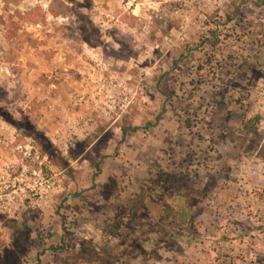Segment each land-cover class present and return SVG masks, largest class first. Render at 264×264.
I'll list each match as a JSON object with an SVG mask.
<instances>
[{
	"label": "rangeland",
	"instance_id": "obj_1",
	"mask_svg": "<svg viewBox=\"0 0 264 264\" xmlns=\"http://www.w3.org/2000/svg\"><path fill=\"white\" fill-rule=\"evenodd\" d=\"M61 1L67 9L57 0H0V121L20 137L15 143L30 141L46 158L44 172L58 185L23 210L35 214L16 232L5 222L17 220L0 213V264H169L154 250L137 254V219L148 218L153 197L173 219L183 202L176 193L200 204L205 236L215 231L217 205L253 192L262 201L263 134L257 129V143L243 134L260 118L253 95L264 75V0H144L134 13L120 0ZM34 7L44 18L20 22L7 40L9 17ZM19 122L52 151L41 152ZM1 150L20 155L10 143ZM93 217L107 235L136 226L133 254H76L73 233ZM149 223L140 224L142 242ZM229 240L211 241L222 247L212 246L218 255L206 264L235 263Z\"/></svg>",
	"mask_w": 264,
	"mask_h": 264
},
{
	"label": "crops",
	"instance_id": "obj_2",
	"mask_svg": "<svg viewBox=\"0 0 264 264\" xmlns=\"http://www.w3.org/2000/svg\"><path fill=\"white\" fill-rule=\"evenodd\" d=\"M251 1V0H249ZM252 2V1H251ZM247 39V38H246ZM17 135L11 126L0 121V166L6 162L13 160V156L6 155L1 150V145L15 144ZM225 191V190H224ZM262 191L261 203L257 201L258 197H253L255 192L248 193L249 196L245 200L241 198H229L225 205H217V220L214 222L215 231L210 230L208 236L203 233L205 231L204 225L206 222V215L200 204L194 205L187 201L182 194L176 193L182 198V203L174 205L173 208L179 211V217L172 218L167 215L168 207H163L159 200H163L162 196L152 198V204L144 206L148 213L145 218L137 219V254L150 253L152 250L156 251L153 254H166L171 258L169 264H206V256L208 254L218 255V251H214L212 246L219 250L218 243L221 245L229 237L232 243V254H227L235 263L233 264H264V231L254 229L255 226L262 225L264 228V189ZM221 190L219 194L221 195ZM225 195L228 192H224ZM157 195L156 192L153 193ZM169 194H175L169 193ZM230 195H241V192L230 191ZM168 195V194H167ZM243 203H240L239 200ZM201 202V201H200ZM199 202V203H200ZM165 209V210H164ZM45 210L44 208L41 209ZM117 211V210H115ZM137 210H128L127 216ZM152 213L150 216L149 214ZM23 212V211H22ZM142 210L139 212L141 213ZM193 212V213H192ZM94 216H98L97 212ZM142 216V215H141ZM19 216L16 218L18 220ZM12 219V218H10ZM161 220V223L159 222ZM244 221V223L242 222ZM150 222L148 231L150 232L149 239L144 242L140 241L139 237L145 229L140 224ZM96 223V224H95ZM2 223L0 222V225ZM196 228V230H195ZM213 228L212 226L209 227ZM78 229V228H77ZM105 228L100 225L93 217L82 221L81 227L73 233L75 237L74 249L76 254H133V248L128 242L131 237L136 236V226L125 223L112 229L108 227V231H112L107 235ZM244 229V231H243ZM57 230L62 232L61 223H57ZM56 231V230H55ZM63 233V232H62ZM217 239L211 245V241ZM155 240V241H154ZM131 242V241H130ZM246 245L239 249V244ZM254 243L259 245L254 246ZM157 244L160 247H157ZM53 249V247H51ZM47 252V250H46ZM151 254V253H150ZM222 257V254L220 258ZM225 259V258H224Z\"/></svg>",
	"mask_w": 264,
	"mask_h": 264
},
{
	"label": "built area",
	"instance_id": "obj_3",
	"mask_svg": "<svg viewBox=\"0 0 264 264\" xmlns=\"http://www.w3.org/2000/svg\"><path fill=\"white\" fill-rule=\"evenodd\" d=\"M125 12H132L145 5L144 0H120ZM259 122L257 129L262 131L264 139V75L256 82L254 89ZM13 149L20 152L13 160L0 166V213L8 218H18L26 207L40 206L44 196L58 188L56 179L44 172L45 157H40L38 150L29 142L13 144ZM27 160L35 162L31 166Z\"/></svg>",
	"mask_w": 264,
	"mask_h": 264
},
{
	"label": "trees",
	"instance_id": "obj_4",
	"mask_svg": "<svg viewBox=\"0 0 264 264\" xmlns=\"http://www.w3.org/2000/svg\"><path fill=\"white\" fill-rule=\"evenodd\" d=\"M8 1V0H7ZM75 0H69L70 3H74ZM85 2H90V0H83ZM57 2L60 4L61 7H63V9H67L68 7L61 1V0H57ZM51 14H60L61 12L57 11L54 12L52 11V9L50 10ZM65 13V12H63ZM17 18L16 20H14L13 17H9L8 21H7V29L5 30L4 33V37L8 40L11 39L12 37H14L16 35L15 32V28H19L20 26V22H24V21H30L32 23H38L39 21H41L44 18V13L41 11V9L39 7H34L32 9H30L28 12H26L25 14H20L17 12ZM12 26V27H11ZM163 111V109L161 110ZM25 120H27V125L29 124L31 126L32 124V119L28 116L25 117ZM259 122L258 118H250L246 124L244 125V138L246 139V142H252V143H257V139L259 138V134L257 133V123ZM20 126L22 127L21 129L26 130L28 133L30 132L31 134H29L30 136L32 135L35 138V142L38 146V148L41 150V152H45V151H52L53 146H51V144L49 143V141H47L44 136L33 132V128L31 127H26L23 125L22 122H19ZM152 125L151 122L147 123V126ZM136 128H133V130H136ZM125 133V129L121 128V134L124 135ZM27 134V133H26ZM22 135H24L22 133ZM19 138H17V141H19ZM35 214L34 210H30L27 209L23 212V214L21 215V219L20 221H15V220H7L5 222V224L7 225V227H9L13 232H16L18 229H20V227L22 226V224H25L29 218L32 217V215ZM0 220H2L0 218ZM66 236V235H65ZM63 235V241H64V237Z\"/></svg>",
	"mask_w": 264,
	"mask_h": 264
}]
</instances>
